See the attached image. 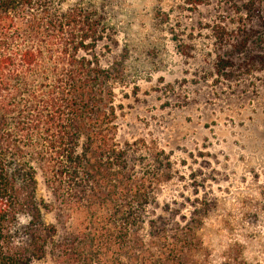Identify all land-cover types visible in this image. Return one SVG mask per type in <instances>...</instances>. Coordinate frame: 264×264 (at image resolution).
I'll use <instances>...</instances> for the list:
<instances>
[{"label":"trees","instance_id":"obj_1","mask_svg":"<svg viewBox=\"0 0 264 264\" xmlns=\"http://www.w3.org/2000/svg\"><path fill=\"white\" fill-rule=\"evenodd\" d=\"M64 1L0 0V264H205L195 221L150 216L161 167L116 139L102 17Z\"/></svg>","mask_w":264,"mask_h":264},{"label":"rangeland","instance_id":"obj_2","mask_svg":"<svg viewBox=\"0 0 264 264\" xmlns=\"http://www.w3.org/2000/svg\"><path fill=\"white\" fill-rule=\"evenodd\" d=\"M195 2L64 7L96 11L106 26L96 51L120 76L116 139L133 144L137 171L162 169L150 216L195 221L205 264H264V0ZM37 179L38 201L53 203ZM56 213L44 210L45 222Z\"/></svg>","mask_w":264,"mask_h":264}]
</instances>
